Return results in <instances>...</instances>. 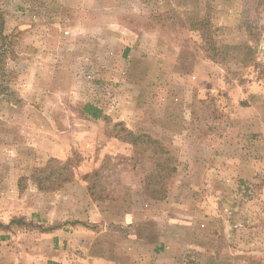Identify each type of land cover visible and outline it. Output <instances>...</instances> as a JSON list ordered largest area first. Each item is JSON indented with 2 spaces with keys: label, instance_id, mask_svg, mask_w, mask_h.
<instances>
[{
  "label": "rangeland",
  "instance_id": "1",
  "mask_svg": "<svg viewBox=\"0 0 264 264\" xmlns=\"http://www.w3.org/2000/svg\"><path fill=\"white\" fill-rule=\"evenodd\" d=\"M0 16V264H264V0Z\"/></svg>",
  "mask_w": 264,
  "mask_h": 264
},
{
  "label": "trees",
  "instance_id": "2",
  "mask_svg": "<svg viewBox=\"0 0 264 264\" xmlns=\"http://www.w3.org/2000/svg\"><path fill=\"white\" fill-rule=\"evenodd\" d=\"M3 30H4L3 21L0 16V72H3V74H5L6 70L4 68V65H5L6 54L7 55L10 54L9 52L8 53L6 52L9 50L11 46V41L9 36L4 34ZM83 111L95 119L99 118L101 115L100 109L93 106L92 104L84 105Z\"/></svg>",
  "mask_w": 264,
  "mask_h": 264
},
{
  "label": "crops",
  "instance_id": "3",
  "mask_svg": "<svg viewBox=\"0 0 264 264\" xmlns=\"http://www.w3.org/2000/svg\"><path fill=\"white\" fill-rule=\"evenodd\" d=\"M198 149H202L201 148V146H198ZM201 162V161H200ZM199 162V163H200ZM177 232H179V231H177ZM194 234V233H193ZM195 235V234H194ZM169 238L171 239V240H173V241H176V243L178 244V245H181L182 244V237H181V234H179V233H176V234H169ZM198 240H194L193 239V242H191L190 244H192V246H195L197 243H195V242H197ZM198 245V244H197ZM234 245V244H233ZM233 252V251H232ZM229 254H232V253H229ZM230 259H233L232 257H230V255H227Z\"/></svg>",
  "mask_w": 264,
  "mask_h": 264
}]
</instances>
